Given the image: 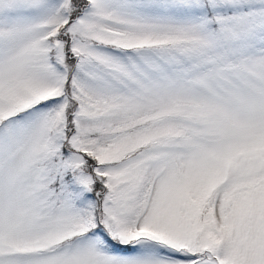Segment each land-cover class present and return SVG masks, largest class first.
<instances>
[{"label":"snow or ice","instance_id":"1","mask_svg":"<svg viewBox=\"0 0 264 264\" xmlns=\"http://www.w3.org/2000/svg\"><path fill=\"white\" fill-rule=\"evenodd\" d=\"M0 264H264V0H0Z\"/></svg>","mask_w":264,"mask_h":264}]
</instances>
